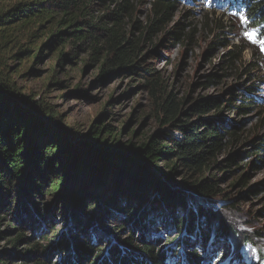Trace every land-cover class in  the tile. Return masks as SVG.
<instances>
[{
    "label": "trees",
    "instance_id": "16d2710c",
    "mask_svg": "<svg viewBox=\"0 0 264 264\" xmlns=\"http://www.w3.org/2000/svg\"><path fill=\"white\" fill-rule=\"evenodd\" d=\"M176 1L151 0L140 21L136 11L145 0H0V241L7 242L0 264H207L202 254L210 231L222 244L208 256L218 251L221 262L240 260L232 242L256 245L210 202H234L213 172L242 171L248 158L254 169L264 163V116L248 136L236 119L258 108L252 95L263 83L256 79L259 60L244 63L245 45L233 46L203 84L234 83L215 95L178 98L143 52L161 34L160 45L185 48L200 34L196 23H172ZM221 2L264 40V0ZM229 28L219 17L206 18L208 53L228 47ZM55 45L73 47V56L88 54L89 65H99L98 80L137 77L153 117L168 130L118 143L120 134L98 120L87 134L69 137L52 108L16 81L34 72L21 73L23 62L36 64ZM60 56L59 65L67 55ZM14 59L16 68L8 63ZM247 178L245 171L237 185ZM48 194L53 203L40 205Z\"/></svg>",
    "mask_w": 264,
    "mask_h": 264
},
{
    "label": "rangeland",
    "instance_id": "374dc122",
    "mask_svg": "<svg viewBox=\"0 0 264 264\" xmlns=\"http://www.w3.org/2000/svg\"><path fill=\"white\" fill-rule=\"evenodd\" d=\"M221 1L223 0H177V11L172 23H196V30L200 31V34L187 48L183 44L167 46L165 43L166 47L160 45L163 35L161 34L154 41L147 42L143 52L146 63H150L159 72L168 89L176 93L178 98L190 100L218 94L222 88L234 83L235 79L224 78L219 84L208 87L203 84L207 75L218 69L228 51L234 49L233 46L245 45L242 53L243 62L257 64L256 60H259L257 65L260 74L256 79L263 80L260 91L252 95L258 99L255 104L258 108L252 109L247 115L236 117L240 123L241 133L248 136L264 116V53L260 47L262 43L248 28L244 15L236 10L230 11L218 6L216 2ZM145 2L137 7L136 17L140 21L146 17L150 8L151 0ZM217 17L227 24L230 23L227 37L230 43L225 49L218 48L208 53L211 38L202 31V27L206 18ZM153 50L156 54L152 52ZM254 52L262 58L260 59ZM60 53L67 56L59 65ZM40 57L36 64L33 62L26 64L24 60H20L23 62L19 69L21 73H28L30 70L34 72L24 78L18 77L16 81L25 94L31 98L34 96V100H42L52 108L63 132L69 137L87 134L91 130V125L98 120L100 121L98 126L109 125L120 134L118 143L128 139L136 143L144 140L149 134L168 130L153 117L150 94L137 77L119 74L98 80L99 65L94 63L89 65L88 54L78 53L73 56V47L69 45L45 48ZM8 63L12 68H16L19 60H9ZM56 82L62 85H57ZM250 84L248 81L247 85ZM76 89L81 93L75 94ZM251 161H253L251 158L244 160L241 164L244 168L236 173L213 172L219 178L221 190L228 193V197L234 202L232 206L231 203L226 205L222 202L223 197H220L212 199L210 204L219 216L240 233L253 236L256 245L240 243L241 245L236 246V243L232 242L233 254L237 253L240 260L232 258L221 262L218 251L216 255L210 258L208 256L212 248L215 249L222 244L218 235H212L210 231L208 247L202 254L207 264H259L260 258L264 255V163L254 169ZM245 171L248 173L247 183L245 186H238L236 182ZM255 188H259L256 194L248 193L245 198L240 196L247 190ZM54 198V194H48L39 201L40 205L51 204ZM164 231L169 237L175 233L174 230ZM164 240L159 241L160 246H163ZM235 240L237 241L236 237L233 241ZM226 241L230 246V241L228 239ZM5 247L7 242L0 241V249Z\"/></svg>",
    "mask_w": 264,
    "mask_h": 264
}]
</instances>
